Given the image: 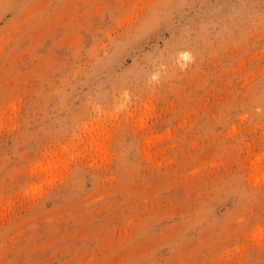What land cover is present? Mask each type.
Wrapping results in <instances>:
<instances>
[{"label":"rangeland","instance_id":"obj_1","mask_svg":"<svg viewBox=\"0 0 264 264\" xmlns=\"http://www.w3.org/2000/svg\"><path fill=\"white\" fill-rule=\"evenodd\" d=\"M0 264H264V0H0Z\"/></svg>","mask_w":264,"mask_h":264}]
</instances>
